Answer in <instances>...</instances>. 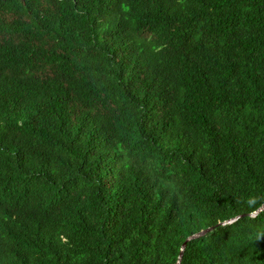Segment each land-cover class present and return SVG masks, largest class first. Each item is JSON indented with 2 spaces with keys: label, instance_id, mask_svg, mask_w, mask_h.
Wrapping results in <instances>:
<instances>
[{
  "label": "trees",
  "instance_id": "trees-1",
  "mask_svg": "<svg viewBox=\"0 0 264 264\" xmlns=\"http://www.w3.org/2000/svg\"><path fill=\"white\" fill-rule=\"evenodd\" d=\"M263 206L264 0H0V264H264Z\"/></svg>",
  "mask_w": 264,
  "mask_h": 264
},
{
  "label": "water",
  "instance_id": "water-1",
  "mask_svg": "<svg viewBox=\"0 0 264 264\" xmlns=\"http://www.w3.org/2000/svg\"><path fill=\"white\" fill-rule=\"evenodd\" d=\"M263 212H264V206L262 208H260L258 211L254 212L253 214H250L249 216L256 217V216L262 214ZM237 219H239V217L236 218V219L230 220V222L220 224V226L231 225V224L235 223ZM214 230L215 229H209L207 231H204V232H202L200 234H197L195 236H192V237L188 238L187 241L182 246L181 254H180V257H179V260H178V263L177 264H181V262L183 260L184 252L186 251V248H187V246H188L189 243L207 237L209 234H211L212 232H214Z\"/></svg>",
  "mask_w": 264,
  "mask_h": 264
}]
</instances>
